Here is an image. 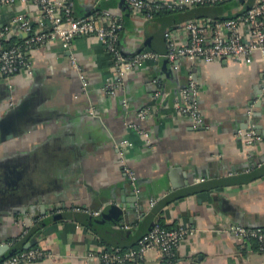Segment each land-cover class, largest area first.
I'll return each instance as SVG.
<instances>
[{"label": "crops", "instance_id": "0c3cea01", "mask_svg": "<svg viewBox=\"0 0 264 264\" xmlns=\"http://www.w3.org/2000/svg\"><path fill=\"white\" fill-rule=\"evenodd\" d=\"M71 1L75 19L102 10L118 20L123 56L162 55L165 33L180 42L185 22L234 18L255 2L224 0L212 10L186 7L146 21L124 0ZM20 15L37 30L30 4L0 8L11 42L18 39L10 22ZM27 57L29 72L0 82V262L9 257L4 246L15 253L21 245L41 253L29 264H101L100 252L135 249L157 224L184 236L170 263L148 250L139 264H264L254 240L239 243L231 232L264 230V146L242 139L252 129L264 140V57L254 53L249 64L159 58L124 73L113 97L103 91L111 56L93 38L75 37L68 50L50 41ZM190 83L195 125L173 109ZM153 107L157 116L138 122L146 145L125 124ZM122 140L130 144L124 159L133 191L114 149Z\"/></svg>", "mask_w": 264, "mask_h": 264}, {"label": "built area", "instance_id": "2783aa9c", "mask_svg": "<svg viewBox=\"0 0 264 264\" xmlns=\"http://www.w3.org/2000/svg\"><path fill=\"white\" fill-rule=\"evenodd\" d=\"M223 1L124 0L133 13L140 15L146 21H150L153 15L159 11L212 6ZM15 3L30 4L37 9L38 19L35 22L37 30H33V22L30 19L22 15L15 16L10 24L14 26L18 40L7 44L11 35L10 27L5 24L0 25L1 83L8 82L11 77L22 70L29 72L30 62L27 54L32 49L41 48L46 43L55 41L61 49L68 50L75 37L95 39L111 56L112 78L106 79L103 86L104 93L109 97H113L122 86L124 73L136 70L147 62H155L159 58L166 59L170 63L179 59H186L213 64L232 59L249 64L254 53L264 57V0H255L249 8L234 18H225L211 24L201 20L185 22L182 28L184 36L181 37L180 42L172 35L164 34L166 51L162 55L143 50L131 56L120 54L117 48L120 24L108 11L100 10L95 19H75L72 16L73 3L71 0H0V8L13 6ZM194 87L195 85L190 83L187 89L179 93V100L173 105L175 114L189 119L193 125L200 121L198 109L193 100ZM81 88H86L85 83H81ZM261 92L264 93V78L261 82ZM155 110L154 107L142 109L133 121L125 124L126 127L140 136L146 145L150 144L148 135L139 127L138 122L157 116ZM242 139L248 145L262 143L264 146V140L256 136L252 129L245 132ZM129 146V142L122 140L114 145V149L117 152V161L133 191L135 190L134 173L124 159V151ZM70 210L87 213V211L77 207H72ZM91 214L96 216L98 212ZM231 232L234 239L239 243L249 242L252 239L257 243L259 251L264 252L263 229L232 227ZM183 236L184 231L180 229L166 230L156 224L139 238L134 250L100 252L94 258H97L101 264H139L146 251L155 250L161 259H168L167 261H169L173 248ZM89 256L92 257L93 255ZM39 257H41L39 251L30 249L7 257L0 264H29Z\"/></svg>", "mask_w": 264, "mask_h": 264}, {"label": "trees", "instance_id": "16d2710c", "mask_svg": "<svg viewBox=\"0 0 264 264\" xmlns=\"http://www.w3.org/2000/svg\"><path fill=\"white\" fill-rule=\"evenodd\" d=\"M217 5V4H216ZM216 5H214L213 7L212 6H201L202 8H210L209 10H212V8H214V7H216ZM183 10V9H182ZM182 10H176V11H159V12H157V13H155L154 15H153V17L155 16V15H157V14H160V13H175V12H181ZM213 12H214V14H215V20H220V18H219V16L217 15V13H216V10H213ZM11 41H9V43H10ZM8 44V43H7ZM139 240V239H138ZM138 240H137V242H138ZM14 247L16 248V252L14 253V254H19V253H21V252H23L24 250L22 249V246L21 245H14ZM32 249V248H31ZM132 250H134V249H132ZM13 254V255H14ZM12 256V255H11ZM170 261L171 260H169L168 262L170 263Z\"/></svg>", "mask_w": 264, "mask_h": 264}, {"label": "water", "instance_id": "95a60500", "mask_svg": "<svg viewBox=\"0 0 264 264\" xmlns=\"http://www.w3.org/2000/svg\"><path fill=\"white\" fill-rule=\"evenodd\" d=\"M113 211H114V215L118 213V211L116 212V209H113ZM2 250H5V251L8 250V255L7 256H11V255L14 254V251L12 249H7V247H5V246L3 247Z\"/></svg>", "mask_w": 264, "mask_h": 264}]
</instances>
